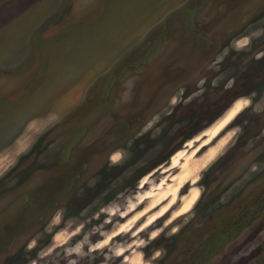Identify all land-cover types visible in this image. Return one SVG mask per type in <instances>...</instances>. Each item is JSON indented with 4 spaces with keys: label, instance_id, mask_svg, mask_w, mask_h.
Listing matches in <instances>:
<instances>
[{
    "label": "rangeland",
    "instance_id": "rangeland-1",
    "mask_svg": "<svg viewBox=\"0 0 264 264\" xmlns=\"http://www.w3.org/2000/svg\"><path fill=\"white\" fill-rule=\"evenodd\" d=\"M0 264H264V0H0Z\"/></svg>",
    "mask_w": 264,
    "mask_h": 264
},
{
    "label": "trees",
    "instance_id": "trees-1",
    "mask_svg": "<svg viewBox=\"0 0 264 264\" xmlns=\"http://www.w3.org/2000/svg\"><path fill=\"white\" fill-rule=\"evenodd\" d=\"M243 222V221H242Z\"/></svg>",
    "mask_w": 264,
    "mask_h": 264
}]
</instances>
